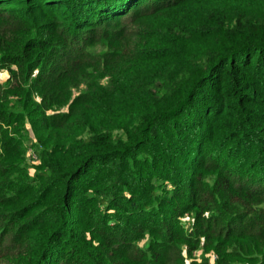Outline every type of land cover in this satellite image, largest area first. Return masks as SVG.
<instances>
[{
  "label": "trees",
  "instance_id": "16d2710c",
  "mask_svg": "<svg viewBox=\"0 0 264 264\" xmlns=\"http://www.w3.org/2000/svg\"><path fill=\"white\" fill-rule=\"evenodd\" d=\"M3 72L0 264H264V0H0Z\"/></svg>",
  "mask_w": 264,
  "mask_h": 264
},
{
  "label": "rangeland",
  "instance_id": "374dc122",
  "mask_svg": "<svg viewBox=\"0 0 264 264\" xmlns=\"http://www.w3.org/2000/svg\"><path fill=\"white\" fill-rule=\"evenodd\" d=\"M4 72L1 74L0 79H3ZM29 157L32 162L36 163L37 159L33 153V151L29 152ZM182 221L187 229H191L192 223L194 222V218L192 214H186L183 218ZM184 255L186 256L185 258V264H202L204 263L205 258H207L211 263H214L218 255L215 251H205L203 246H199L197 249L192 250L188 252V248L185 246L184 247ZM239 264V263H236Z\"/></svg>",
  "mask_w": 264,
  "mask_h": 264
},
{
  "label": "built area",
  "instance_id": "2783aa9c",
  "mask_svg": "<svg viewBox=\"0 0 264 264\" xmlns=\"http://www.w3.org/2000/svg\"><path fill=\"white\" fill-rule=\"evenodd\" d=\"M36 157V156H35Z\"/></svg>",
  "mask_w": 264,
  "mask_h": 264
}]
</instances>
